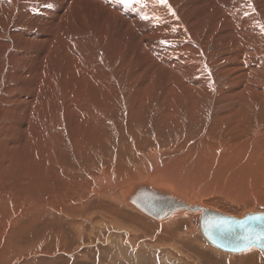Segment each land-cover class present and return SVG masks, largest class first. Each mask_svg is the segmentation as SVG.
<instances>
[{
  "label": "rangeland",
  "instance_id": "obj_1",
  "mask_svg": "<svg viewBox=\"0 0 264 264\" xmlns=\"http://www.w3.org/2000/svg\"><path fill=\"white\" fill-rule=\"evenodd\" d=\"M170 1L181 14L180 20L172 19L169 15L170 10L167 8L155 10L150 2H157V0H145L144 3L136 2L133 6L122 4L120 0H95V5L100 8H98L95 17L89 19L85 24V34L81 37V44L87 43L85 53H78L77 46L75 48L74 44L67 43L68 49L74 50L72 53L49 54V64L51 68L54 66L57 69L60 77L58 87L48 94L43 105L38 92H35L34 98L29 101L30 103L27 108H24L23 113L20 112V115H16L19 112H15L14 116H8L5 119L0 117L4 121L0 122V133L2 134L0 149L7 150L8 144H12L13 148L17 142L23 148L27 145L26 147H29L26 149H29L30 154H32L28 155V160L33 161L36 158L39 161L37 164L48 169L43 178L47 182V186L43 187V192L49 205L48 210H41L35 206L36 203L33 201L35 197L33 196L29 200L32 201L33 208L27 209L24 213L21 210V205L15 208L18 213H23L18 226L30 221L32 228L27 233L25 232L18 241L20 247L17 248L18 252L13 256L15 258L20 257V259L6 260L4 264L261 263L260 256L246 261L239 257H224L199 243L197 241L198 235L189 234L190 227L197 226L198 219L193 215H189L190 219L184 218L183 220L186 221L184 224H177L175 231L172 227L165 231L156 226L144 225L130 211L121 208L113 193L110 195L101 193L97 197H93L90 195V190H86L93 185V181L96 179L94 176L98 174L99 170L103 167L108 168V164L112 161L116 162L115 166L112 167L115 168L117 163L124 161L125 155L135 156L137 146L147 155H154L156 152L163 154L165 162L170 167L175 162L177 163L175 156V160L168 158V154L172 150L182 151L183 155L192 158L191 163L194 162L195 154L203 151L204 156L206 155L205 150L209 152L205 156L204 165L210 161L208 164L211 171L213 167H218L219 177L210 179V183L215 187L214 195L210 194L208 197H203L201 202L218 209H227L232 212L241 210L240 204H233L222 197L227 190L225 177L234 159L240 162L243 171L242 174L234 176L235 188L242 192L245 199L251 202L253 197L258 198L264 190V60L257 65L245 53L247 45L252 41H259L264 45V35L260 29L262 20L255 21L254 26H251L250 20H254L255 17L249 20L244 17L228 16L227 19H233L237 22L236 26L231 29L224 28L222 19L217 24L213 37L209 39V31H204L206 22L188 17L190 13L197 10L196 7L185 3V0ZM221 1L254 2L259 4L261 9L264 8V0ZM53 2L55 3L54 12H48L43 17H39L37 13L30 17L27 15L28 22L25 21V17L21 16L23 20L19 17L17 21L28 26L36 23L43 31H52L58 36L64 35L67 33L65 20L70 15L73 4L66 9L60 1L55 0ZM146 4L152 5L153 16L140 14L139 5ZM42 6L45 5H35L36 10H40ZM157 13L163 15L164 19H160L161 17ZM116 17L127 19L131 23L129 28L131 30L129 31L139 32L141 36L148 35L149 40L143 41L140 36L138 44L129 43L124 48V52L115 56L112 55V41L91 45L89 40L95 31V23L105 21L109 25ZM15 25V31L22 27L18 24ZM132 27L134 28L132 29ZM248 28L250 30L247 36L241 41L236 40V36ZM227 36L230 39L225 42L223 38ZM20 37H16V42L9 39L3 42L24 43L23 36L20 35ZM155 38H177L179 40L176 48L168 50L173 63L195 62V54L201 58L197 69L205 68L201 69L202 74L197 77V81L202 82L207 78L210 79L206 97L185 93L184 97L165 100L164 98L174 94V89L165 83L170 68H159L161 74L164 75L162 77L155 76L153 81H148L144 77L141 73L144 66L153 70L164 64L171 65L170 62L164 63L153 54L154 51H161L160 48L156 47L157 40ZM30 40L39 42L35 47L41 45L45 48L46 44L43 42L48 43L45 38L38 36H32ZM220 40L227 44V53L217 52L218 54L215 55L214 51L220 50L218 44ZM229 42H239L240 46L234 47ZM144 45H148L149 48ZM52 46L61 47L60 51L62 52H64V48H67L65 43L62 45L53 44ZM192 48H195V51ZM94 49L100 51L99 56H104L98 61L97 71L90 72L88 55ZM6 52L5 48L4 55ZM228 53L234 59L223 61L224 56ZM43 58L36 51L29 53L26 60L22 57L11 58L12 64L21 62L22 67L30 69L36 75L16 72L12 67L8 69L12 72V75L9 74V76L18 85L23 84L27 90H32L38 86L33 82L40 76L42 81L44 78L45 81L47 80L48 75H43L42 72L48 60ZM235 59H241V62L238 63ZM54 60L59 63V66L54 65ZM80 63L83 65L80 66ZM37 68L39 70H36ZM4 69L6 68L1 63L0 89L4 85L8 87L6 80L3 79ZM252 71H254L253 74L255 71H258L259 74L252 78L251 82L257 81L254 82L253 93L246 97L244 78ZM235 73L241 74L242 81L237 82L234 79ZM187 81H189L188 75L178 85L179 88H185ZM196 87L197 92L202 90L199 84H196ZM9 90L16 93L19 89L10 87ZM193 93L196 94V92ZM31 94H33L32 91ZM22 98L30 100L24 92ZM55 98L60 99L61 109L56 114L49 113L44 105ZM195 99L198 100L197 103H194ZM251 100L253 105L250 109L246 106L251 103ZM79 107H88L86 115L88 125L83 133L78 134L74 132L76 129L72 127L80 122L75 111ZM44 109L47 112L46 121H51L56 117L57 122H59L53 126L49 136L54 139L57 137L62 146L57 145L56 140L49 139L50 141L44 143L51 144V149L49 150L46 145L43 150L46 148L48 150L40 154L38 150L42 147H36L37 143L34 140V138L36 140L41 139L38 130L39 124L36 123L33 126L28 139L25 137V130L29 128L30 122L36 118V112ZM165 111L173 113V115H165ZM224 115L228 121L227 128L230 129L231 133H227L218 123ZM20 123L25 125L24 129H20ZM14 135L16 138L13 139L12 136ZM242 135L252 137L251 143L245 147L234 146V152H229L225 147L226 144L237 141ZM109 136V141L105 143V137ZM231 136L234 137L233 140L230 139ZM197 144L199 145L197 146ZM80 148L83 152L81 156L78 154ZM154 150H156L155 153ZM237 150L242 152L233 155ZM15 154L13 152L12 157ZM213 159H217V163H213ZM130 163L135 164L136 161ZM182 167L184 170L186 169L185 165ZM83 170L87 171L82 172ZM203 170H207V167ZM18 172L20 174L19 169ZM69 172H73L75 177L79 178L80 183H75L78 185L77 190L74 189L75 187L72 189L73 186L71 187L68 182ZM132 172L133 169L130 168L128 175H131ZM14 173L15 171L10 175L14 176ZM124 173L122 171L121 176ZM15 177L18 176L15 175ZM27 181L28 178L25 182ZM67 188L70 189L66 190ZM71 191L74 193L71 194ZM205 191L209 192L210 188L207 186ZM62 194L65 198L57 199V196ZM89 195L92 197L88 203H73L75 197L86 198L87 196L90 198ZM19 198H21L18 199L19 202L24 201V198ZM38 198H43L42 194H39ZM64 199L69 200L71 204H62L60 201ZM44 200L45 198H43ZM11 208V211L15 210L13 206ZM54 208L63 211V213L55 214L50 211ZM5 212V210L0 209V216H6L7 213ZM90 219L94 220L92 227L88 223ZM115 229L119 230L118 234L121 236L118 238L121 239L123 246H129L127 240L133 245H137H131L133 248L129 246V253L133 256L130 257L132 258L131 261L117 253L113 245L108 243L107 236ZM44 231L48 234L47 242L39 241L37 239L38 234H35ZM14 239L12 240L14 241ZM141 240L143 241L140 244ZM2 242L1 240L0 245L4 244ZM149 245L153 246L150 250L153 254L150 252H145V256L138 254ZM25 246L24 252L21 248ZM14 247L17 245H13ZM0 250L2 249L0 248ZM168 250L177 253L179 256L183 255V258H174L170 254V260L166 258L162 261L158 255L161 256ZM35 252H42V254L38 257H30ZM181 259L190 262H179ZM12 261L14 262L12 263Z\"/></svg>",
  "mask_w": 264,
  "mask_h": 264
},
{
  "label": "bare ground",
  "instance_id": "obj_2",
  "mask_svg": "<svg viewBox=\"0 0 264 264\" xmlns=\"http://www.w3.org/2000/svg\"><path fill=\"white\" fill-rule=\"evenodd\" d=\"M37 1L38 0H0V64L3 63V66H5L6 68L3 70V79L6 80V83L9 87L8 88L6 85H4V87L0 89V117H3L4 119L8 116H14L15 112H19L16 115H20V112L23 113L22 111L24 110V108L28 107V104L30 103L29 101H32V99L34 98L33 96L35 92H38L40 100H42V105L44 104L45 98L51 91L58 87L60 82V77L57 69L54 66L51 68V65L49 64V54L54 55L57 53H72L74 50L68 49L69 47L67 43L74 44V47L76 48L77 46V49L79 50L78 53L84 54L87 43L82 45L81 37L85 34V24L89 19H93L95 17L97 10H99L98 8H100L95 5V0H58L66 9L71 4H73L71 6V13L69 16L66 17L65 20L67 33L62 36H58L52 31L41 30L39 28L40 26L36 25V23L31 24V26H28L17 21V19L21 16L25 17V21L28 22L27 15H29L30 17L32 14L37 13L39 17H43L48 12H54L55 3L53 1L55 0H40L39 2ZM135 3L136 2L134 0V2L130 5L133 6L135 5ZM150 3L153 5L155 10L158 8L169 9V15L174 20H180L182 18L181 14L177 11L176 7L172 5L170 0H167V4L163 5L157 2ZM185 3L197 8V10L193 13H190L188 17L192 19H200L206 22L204 26V31H209V39L213 37L214 30L217 24L222 19L224 28L231 29L236 26L237 22L233 19H227L226 17L228 16L244 17L249 20L255 17L254 20H250L251 26H254V22L258 20H262V26H264V8L261 9V6L254 2H236L221 0H185ZM38 4H43L45 6H42L40 10H36L35 5ZM152 5H139L140 14L146 16H153L151 10ZM159 17H161L160 19L162 20L164 19L163 15H159ZM15 24H18L22 27L19 30L15 31ZM110 25H112V27H110ZM130 25L131 23L123 17L114 18L109 25H107L105 21L96 22L95 31L92 33V38L89 40L90 44L98 45L100 43L112 41V55L115 56L116 54L122 53L125 50L124 48L127 47L129 43L138 44L140 42L138 41V38L141 36V34L139 32L138 33L140 35L138 33H134L133 31H129L131 30L129 29L131 27ZM262 26L260 29L262 30V34L264 35V27ZM133 28L134 27H132V29ZM249 30L250 28L245 29L243 33L238 34L236 36V40L241 41L242 38H245ZM20 35L23 36V39L25 40L24 43L21 42V44H10L9 42H3L7 41L8 39L10 41L16 42V37H20ZM32 36L45 38L48 43H45L43 41L41 42L46 44V47L44 48L41 45L35 47L39 44V42L35 40L31 41L30 37ZM141 38V40L143 41L149 40L148 35H142ZM155 39L157 40L156 47L160 48L161 51H154L153 54L157 58L161 59L164 63L170 62L171 65L164 64L161 67H156L153 70L149 69L147 66H144L143 70L141 71L144 77L148 81H153L155 76L162 77L164 75L161 74V70L159 68H170L167 73L168 76L165 79V83L166 85H170L171 88L174 89V94L164 98L165 100H174L177 98L184 97L185 93H191L193 95H200L206 97V95L208 94L209 87L208 81H210V79L207 78V80L202 82L197 81V77L201 76L202 74L201 69L205 68L203 67L201 69H197L201 58L197 57V55L195 54V62H188L187 64L177 62L173 63L172 56L168 53V50L170 48H176V45L179 43V40L177 38ZM229 39L230 38L228 36L223 38L225 42L229 41ZM63 43H65L67 46V48H64V52L60 51L61 47L58 48L52 46L53 44L62 45ZM218 44L220 50H215V55L217 52L226 54L227 44L221 40L218 42ZM229 44H232L234 47L240 46L239 42H229ZM144 46L148 47V45ZM5 48L7 51L6 55H4ZM192 50L195 51V48H192ZM34 51H36L41 57H44L45 60H48V62L45 63L42 72L43 75L46 74L48 76L46 81L45 78L43 79L44 82L42 81V79H40V76L39 79H36L33 82V84H38V86L33 88L32 90H27V88L23 84L18 85L17 83H15V81L9 76V74L12 75V72L8 71V69L14 67V71L16 72L36 75L30 69L22 67L20 65L21 62L18 64L11 63V58L22 57L26 60L28 54ZM245 53L249 58L252 59V61H255L256 64L259 65L264 60V45L259 41H252L247 45ZM99 54L100 51L98 49H94L92 53L88 55V60L90 63V72L97 71V68L99 67L98 61L104 56H99ZM233 59L234 57L230 53H228L224 56L223 61ZM235 61L240 63L241 59H235ZM54 65L59 66V63L54 60ZM79 65H83V63H80ZM36 70H39V68H37ZM253 73L254 71L249 72L244 78V82L246 84L244 92L246 97H249L253 93V89L255 87L254 82L257 80H254L253 82H251V80L252 78H254V75L257 76L259 74L258 71H255V74ZM187 75L189 76V81L185 82L186 87L179 88L178 85L181 84L182 80L185 79V76ZM17 76L20 77L21 75ZM234 79H236L237 82L242 81L241 74L235 73ZM196 84L200 85L202 89L201 91L197 92ZM10 87L19 90L18 92L15 91L16 93H14L13 91L9 90ZM31 91L33 92V94H31ZM23 92L28 95V98L30 100H24V98H22ZM193 92H196V94H194ZM59 101V98H55L50 102L46 103L44 106L47 107V112L56 114L57 111L61 109ZM197 102L198 100L195 99L194 103ZM252 105L253 102L251 100V103L246 107L251 109ZM94 106H97V104H94ZM87 108L88 107H79L75 110L78 114L80 122L76 123V125L72 128L76 129L74 132L78 134L83 133L88 125V120L86 117ZM47 112L45 109L36 112V118L30 122L29 128L25 130V137L28 139L29 134L32 132L33 126L36 123L39 124L38 130L41 134V139L36 140V138H34V140L37 143L36 147H42L40 148V150H38L40 151V154L46 152L48 148L49 150L51 149V144L44 143L46 141L56 140V144L62 146L60 140L57 137H55L54 139L53 137L49 136L53 126L57 125L59 122H57L56 117L51 121H46L45 116ZM165 115H173V113H167V111H165ZM0 122L2 123L4 121L0 119ZM218 123L220 127L225 129L227 133H231L230 129L227 128L228 121L225 118V115L219 119ZM71 124L69 125L71 126ZM19 127L20 129H24L25 125L23 123H20ZM1 138L2 134L0 133V139ZM12 138H16V135L12 136ZM109 138L110 136L105 137V143L109 141ZM248 138V135H242V137H240L237 141L231 144H226L225 147L229 152H234V146L245 147L249 145L252 141V137H250L249 140ZM230 139L233 140L234 137L231 136ZM198 145L199 144H197V146ZM26 146L25 148H23L22 146L18 145L17 142L15 143L13 148L12 144H8L7 150L0 149V209L5 210V213H7L6 216H0V243L1 240L3 241L2 243H4L0 245V248L2 249L0 250V264H4L6 260H15L16 258L17 260L20 259V257L15 258L13 255L18 252L17 248L20 247V243H18V241H20L21 236L24 235L25 232L27 233L32 228V225L30 221H27L24 225L19 226L18 223L21 222L19 221V219L22 217L21 214L26 212L27 209L33 208L34 206L32 205V201H29L30 197H35L33 201H35L36 204H34L36 207L41 208V210L43 211L49 209L46 195L43 192V187L47 186V182L43 178L44 175L48 172V169L45 166L37 164L39 161L36 158H34L33 161L28 160L27 157L30 154V150L26 149L29 147ZM45 146L48 148L43 150ZM208 151H210V149H208ZM13 152H15L16 154L12 157L11 154ZM153 152L155 153L156 150H154ZM205 152L206 155L209 153L206 150ZM241 152L242 151L237 150L233 155L239 154ZM202 153L199 152L195 154L194 162L191 163L192 158L183 155L182 151L172 150L168 154V158H172L175 160V156L177 158V163L175 162V164L170 167L165 162V157L163 154L156 152L154 155H147L144 154L137 146L135 150V156L125 155L124 161L117 163L118 165L115 168L112 167L115 166L114 164L116 162L112 161L110 164H108V168L103 167L101 170H99L98 174L94 176L96 177V179L93 181V185L90 188H87L86 190H90V195H92L93 197H97V195L101 193H108L109 195L113 193V195L116 197L119 204L121 205V208L130 211L134 215V217L137 218L144 225L156 226L165 231L170 230V227H172L175 231L177 224H184L186 221H184L183 219H190L189 215H193L195 218L198 219L197 226L190 227L189 234L198 235L197 241L199 243L224 257H239L243 258V260L246 261L253 260L255 257L260 256V264H264V251L257 247H252L251 249L241 253L223 251L214 246L203 234L201 230V218H203L204 214L210 215L212 221L210 220L209 224H212V222H214L215 220V217L213 215H232L238 218H245L251 213H263L264 190H262L258 198L253 197L251 202L245 199L242 192L235 188L234 176L242 174L243 171L241 169L240 162L234 159V162L230 166L229 172L225 177L227 190L226 194H223L222 197L226 198L229 202L233 204H240L241 210L239 212H232L227 209H218L215 206L206 204L205 202H201V199H203V197H208L210 194L214 195L213 190L215 189V187L210 183V179H217V177H219V173H217L218 167H213L211 171L209 169L208 164V162L210 161H207V165H204L206 155L203 156ZM78 154L80 156L83 154L81 148L78 150ZM131 161H136V163L132 164L130 163ZM213 163H217V159H213ZM184 165L186 166L185 170L182 167ZM205 167H207V170H203L205 169ZM130 168L133 169V172L131 175H128L130 172ZM18 169L20 171V174L18 172ZM13 171H15L14 176L10 175ZM86 171L87 170H83L82 172ZM122 171L125 173L121 176ZM15 175H17L18 177H15ZM27 178L28 181L25 182ZM68 182L71 187L73 186L72 189L74 187V189H76V187L78 186L77 184L80 183L79 178L75 177L73 172L68 173ZM141 184L146 185L149 189L155 191L152 193H148L147 191L143 190L135 191L136 187ZM207 186L210 188L209 192L205 191ZM68 189L70 188H67L66 190ZM73 193L74 192H72L71 194ZM39 194H42L43 198H45L44 201L43 198H38ZM90 195V198H88L87 196L86 198H81V195L78 198L75 197L73 203L75 202L78 204H86L92 197ZM19 197L24 198V201L19 202L18 199H21ZM62 198H65L63 194L57 196V199ZM60 202L65 205L71 204L69 200L66 201L65 199ZM145 203L149 206H144ZM20 205L21 210L23 211V213L21 214L18 213V211L15 209L17 206ZM11 206H13V208L15 209L14 211H11ZM50 211L54 212L55 214L63 213V211H60L59 209L55 208L54 210ZM88 223L90 227H92L94 220L90 219ZM118 232L119 230L115 229L108 234V243H111L113 245V248L117 253L121 254L122 256H125V258L127 257L131 261L132 258L130 257L133 256L129 253V246L132 247L137 245H133V243H130L127 240L129 246H123L121 244V239L118 238L119 236H121L120 234H118ZM35 234H38L37 239L39 241H48V234L45 231ZM12 239H14V241ZM142 241L143 240H141L140 244L142 243ZM13 245H17V247L13 248ZM132 248L131 250H133ZM152 248L153 246L149 245L147 248L142 249L138 254L143 256H145V252H150L151 254H153L152 251H150L152 250ZM21 249L25 252L26 246L22 247ZM166 252L161 256L158 255L160 258H162V261L166 258H169L170 260L171 256L174 258H183V255L179 256L177 253L171 250H168ZM40 254H42V252H35L33 255H30V257H38V255ZM166 255L168 256L166 257ZM10 256H12V258H10ZM3 258L4 260H2ZM184 261L188 260L181 259L179 262ZM13 262L14 261H12V263Z\"/></svg>",
  "mask_w": 264,
  "mask_h": 264
},
{
  "label": "water",
  "instance_id": "obj_3",
  "mask_svg": "<svg viewBox=\"0 0 264 264\" xmlns=\"http://www.w3.org/2000/svg\"><path fill=\"white\" fill-rule=\"evenodd\" d=\"M138 190L148 193L155 191L142 184L136 187L135 191ZM144 206L148 207L149 205L145 203ZM213 216L215 220L209 224L211 217L209 214H204L201 218V230L214 246L233 253L245 252L252 247L264 251V239L257 238L260 234H264V212L251 213L245 218L232 215Z\"/></svg>",
  "mask_w": 264,
  "mask_h": 264
},
{
  "label": "snow or ice",
  "instance_id": "obj_4",
  "mask_svg": "<svg viewBox=\"0 0 264 264\" xmlns=\"http://www.w3.org/2000/svg\"><path fill=\"white\" fill-rule=\"evenodd\" d=\"M134 2V0H120V3L125 4V5H130ZM135 2L137 3H144L145 0H135ZM157 3L163 5V4H167V0H157ZM147 18V17H145ZM264 27V26H262ZM258 239H264V234H260V236L257 237Z\"/></svg>",
  "mask_w": 264,
  "mask_h": 264
},
{
  "label": "crops",
  "instance_id": "obj_5",
  "mask_svg": "<svg viewBox=\"0 0 264 264\" xmlns=\"http://www.w3.org/2000/svg\"><path fill=\"white\" fill-rule=\"evenodd\" d=\"M217 258H221L220 256H216Z\"/></svg>",
  "mask_w": 264,
  "mask_h": 264
}]
</instances>
